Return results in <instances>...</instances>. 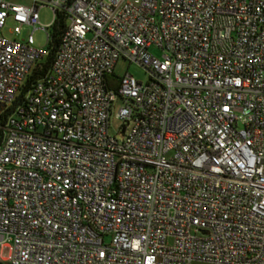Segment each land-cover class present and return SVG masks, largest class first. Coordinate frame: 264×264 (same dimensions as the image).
Here are the masks:
<instances>
[{
  "label": "built area",
  "instance_id": "built-area-1",
  "mask_svg": "<svg viewBox=\"0 0 264 264\" xmlns=\"http://www.w3.org/2000/svg\"><path fill=\"white\" fill-rule=\"evenodd\" d=\"M56 13L49 68L11 107ZM8 17L32 29L8 38ZM119 57L147 78L114 74ZM1 247L9 264H264V0H0Z\"/></svg>",
  "mask_w": 264,
  "mask_h": 264
},
{
  "label": "rangeland",
  "instance_id": "rangeland-1",
  "mask_svg": "<svg viewBox=\"0 0 264 264\" xmlns=\"http://www.w3.org/2000/svg\"><path fill=\"white\" fill-rule=\"evenodd\" d=\"M12 1L21 2V3L30 2V0H12ZM37 16H38V22L40 25L47 24L50 22L51 17H52L51 9L46 5L39 6L37 9ZM11 25H12V22L10 18L9 17L6 18L5 23L3 27L1 28V34H3L4 36L8 38H11V37L21 38L32 29L30 25H26V26H23L19 34H11L9 32V28ZM47 30L49 33L51 32L50 25L47 27ZM31 35L33 38V44L35 46L44 45L45 32L43 29L36 27L35 29L32 30ZM150 51L152 53L159 54V49L156 47L151 46ZM125 71H127L129 74H131L134 78L138 80H145L147 78V73L141 65H139L136 62H129L119 57L113 66V73L116 75H120L124 73ZM114 110H115V105H112L111 111L109 113L108 120H107V128L110 134L114 135L117 139H121L123 135L118 131L121 121L114 116ZM6 253H7V248L1 247L0 254L5 255ZM0 264H9V263L0 260ZM192 264H209V263L194 262Z\"/></svg>",
  "mask_w": 264,
  "mask_h": 264
},
{
  "label": "trees",
  "instance_id": "trees-1",
  "mask_svg": "<svg viewBox=\"0 0 264 264\" xmlns=\"http://www.w3.org/2000/svg\"><path fill=\"white\" fill-rule=\"evenodd\" d=\"M65 25L64 18L61 14L56 13L55 18L50 23L51 26V32H48V41H47V54L41 58L39 61V66L36 65L30 69V72L25 77L24 83L21 85V87L18 90V93L14 97V99L11 102V107L15 104L19 103L23 99V94L27 90L29 83L36 77L42 75L47 69L49 68V64L51 62L52 56L57 48V45L59 43V35L63 29V26ZM9 111V108H7L2 113V118L5 116V114Z\"/></svg>",
  "mask_w": 264,
  "mask_h": 264
}]
</instances>
